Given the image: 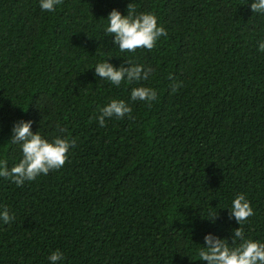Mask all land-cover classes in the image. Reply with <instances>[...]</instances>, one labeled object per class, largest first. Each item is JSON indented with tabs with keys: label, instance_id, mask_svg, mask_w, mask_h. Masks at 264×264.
<instances>
[{
	"label": "trees",
	"instance_id": "trees-1",
	"mask_svg": "<svg viewBox=\"0 0 264 264\" xmlns=\"http://www.w3.org/2000/svg\"><path fill=\"white\" fill-rule=\"evenodd\" d=\"M251 2L63 0L42 12L0 0V159L19 162L21 119L76 141L59 170L19 187L0 177V211L15 217L0 222V264H49L56 250L64 264H206L197 244L239 227L226 210L239 194L254 210L245 237L264 241V16ZM129 4L165 28L152 50L120 53L105 37L103 19ZM110 58L151 67L142 85L157 100L100 127L98 109L141 86L94 78Z\"/></svg>",
	"mask_w": 264,
	"mask_h": 264
},
{
	"label": "clouds",
	"instance_id": "clouds-1",
	"mask_svg": "<svg viewBox=\"0 0 264 264\" xmlns=\"http://www.w3.org/2000/svg\"><path fill=\"white\" fill-rule=\"evenodd\" d=\"M63 0H39L42 12H54ZM251 12L264 16V0H252ZM103 31L106 38H111V45L120 53H135L137 49L152 50L161 37H166L165 28L158 24V17L151 12L137 13L135 7L129 4L126 15L113 9L103 19ZM258 51L264 53V40L258 42ZM111 60L98 61L94 69V78L115 87L140 84L132 87L129 100L111 99L98 109L99 115L95 117L100 127L105 126L106 119H124L131 117V103L141 102L151 105L157 100V91L152 87L143 86L153 74L151 67L134 63L131 60L119 64L110 63ZM181 85L173 83L171 89L175 92ZM33 121L18 120L13 122L11 128V144L17 145L20 150V159L9 169L7 161L0 159V177L11 178L16 186H23L26 182H33L38 177L48 175L51 171L61 169L67 159L69 150L75 146V140L62 136L46 138L39 131L33 133ZM228 218L239 225L232 229V234L219 236L209 231L203 237V243L197 244L196 257L206 264H264V241L246 238L241 227L249 217L254 215L253 207L244 194L237 195L232 201ZM206 219L215 225L219 219L218 214H210ZM15 219L7 209L0 211V222L7 225ZM47 260L49 264H64V255L59 250L51 252Z\"/></svg>",
	"mask_w": 264,
	"mask_h": 264
}]
</instances>
